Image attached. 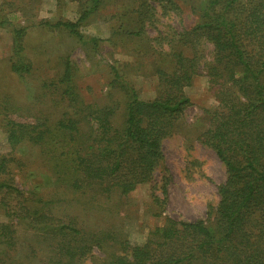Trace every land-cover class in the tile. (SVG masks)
Wrapping results in <instances>:
<instances>
[{
    "label": "trees",
    "instance_id": "16d2710c",
    "mask_svg": "<svg viewBox=\"0 0 264 264\" xmlns=\"http://www.w3.org/2000/svg\"><path fill=\"white\" fill-rule=\"evenodd\" d=\"M77 1L82 11L77 21L49 25L63 27L85 42L79 25L99 11L106 0ZM182 1L197 19L173 33L170 41L180 45L162 49V56L152 64V73L157 77L154 98H142L133 82L111 65L109 85L123 94V103L75 107L81 103L77 93L69 89L73 86V70L66 62L62 89L73 112L57 123V132L66 139L60 138L51 150L55 183L63 185L71 199L82 201L83 206H94L95 197L110 200L114 195L117 210L125 211L129 193L153 180L164 159L163 139L178 130L185 110L192 105L185 88L192 85L195 76L204 74L218 104L207 110L208 125L199 140L216 152L227 170L226 180L218 186V204L210 210L209 222L165 215L142 242L132 241L112 229V224L87 235L74 225L75 221L56 223L40 210V206L53 201L42 199L38 187L31 196L16 187L14 175H10L14 157L9 161L0 153V190H5L0 202L6 213L44 235L50 246L56 245L65 264H80L81 257L93 246L104 250L102 264H264V0ZM169 3L180 8L174 1ZM149 7L147 0H138L136 7L128 5L127 12L138 15L124 18L119 30L126 24L128 35L145 34L142 12ZM4 22L0 19L1 25ZM12 31L11 70L23 76L31 66L22 56L26 27ZM90 41L99 51L102 38L92 37ZM206 43L212 46L210 59L197 48ZM85 121L86 131L82 127ZM43 125L9 119L7 140L13 152L24 140L41 145L53 133ZM8 193L14 194L15 204L6 199ZM90 193V199L86 198ZM154 199L160 206L165 202L159 197ZM12 207H18V211H10ZM15 236L12 223H0V241L12 246ZM107 240H111V250L105 247Z\"/></svg>",
    "mask_w": 264,
    "mask_h": 264
},
{
    "label": "rangeland",
    "instance_id": "374dc122",
    "mask_svg": "<svg viewBox=\"0 0 264 264\" xmlns=\"http://www.w3.org/2000/svg\"><path fill=\"white\" fill-rule=\"evenodd\" d=\"M169 1L176 2L180 8H174ZM137 3L138 0H106L99 11L79 25L86 40L83 42L67 29L49 25L57 21H77L82 12L77 0H0V19L6 21L0 24V153L8 156L9 161L14 157L10 175H14L16 187L29 196L38 187L42 199L53 201L40 206V210L54 222L75 221L74 225L87 235L112 224V229L126 234L132 241L142 242L151 227L164 221L165 215L178 220L209 222L210 210L214 211L220 199L218 186L226 180V166L213 149L199 140L208 125L207 110L218 104L207 77L199 74L192 85L185 88L192 105L185 110L178 130L163 139L164 159L154 172L153 180L129 193L123 212L117 210L114 195L110 200L95 197L94 206H83L82 201L71 199L66 188L55 183V157L51 151L60 143V138L66 139L57 132L58 121L73 112V106L65 99V88L62 89L66 62L71 63L73 70V86L69 89L80 98L81 104L75 107L100 106L113 101L123 103V94L109 85L113 77L111 65L133 82L142 98L156 96L157 77L152 73V64L162 56V49L180 45L170 41V37L196 21L197 16L182 0H147L149 10L141 11L146 33L140 37L130 36L125 33L126 24L123 30H119V26L130 14L138 15L126 10L128 5L136 7ZM21 26L26 27L23 60L31 65L23 76L11 70L10 62L12 30ZM92 37L102 38L99 51L93 49ZM197 48L205 52L206 58H211L210 44L197 45ZM9 119L38 127L44 123L42 127L49 128L56 136L48 134L39 146L24 140L14 153L7 140ZM82 127L86 131L88 121L83 122ZM7 195L6 199L15 204L14 194ZM3 196L5 190H0V201ZM91 196L90 193L86 198ZM155 197L165 199L164 204L160 206ZM9 210L18 211V207ZM0 223H12L16 229L12 246L0 241V264H65V259L55 250L56 245L50 246L44 235L36 234L12 214H7L1 202ZM107 242L105 247L111 250V240ZM103 259L104 250L93 246L81 257L80 264H102Z\"/></svg>",
    "mask_w": 264,
    "mask_h": 264
}]
</instances>
